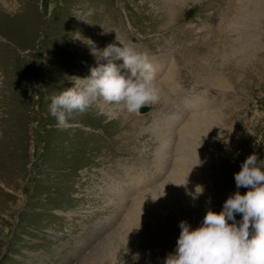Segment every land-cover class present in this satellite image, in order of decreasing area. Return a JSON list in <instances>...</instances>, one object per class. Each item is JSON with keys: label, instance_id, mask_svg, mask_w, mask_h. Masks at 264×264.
Here are the masks:
<instances>
[{"label": "rangeland", "instance_id": "obj_1", "mask_svg": "<svg viewBox=\"0 0 264 264\" xmlns=\"http://www.w3.org/2000/svg\"><path fill=\"white\" fill-rule=\"evenodd\" d=\"M168 1L0 0V264H264V0Z\"/></svg>", "mask_w": 264, "mask_h": 264}, {"label": "bare ground", "instance_id": "obj_2", "mask_svg": "<svg viewBox=\"0 0 264 264\" xmlns=\"http://www.w3.org/2000/svg\"><path fill=\"white\" fill-rule=\"evenodd\" d=\"M170 1V0H169ZM168 1V2H169ZM172 2L173 3H175L174 2V0H172ZM170 3V2H169ZM184 3H185V1H184ZM179 4V3H178ZM230 4V3H229ZM180 6V5H179ZM173 7V6H172ZM242 7V6H241ZM233 12V11H232ZM216 16V15H215ZM230 20L227 16L226 17H223V15L221 16V21H220V23L217 25V30L215 31V30H212V33L214 34V38H216L217 36H219L221 33H222V31H223V28H224V26H223V24L225 25V24H227V22H228V20ZM226 19V20H225ZM166 20H163V22L164 23H166L165 22ZM231 24H235V23H231ZM166 25V28H169L171 25H173L172 24V20H169V22L167 23V24H165ZM152 26V25H151ZM229 27H231V26H229ZM234 27V26H233ZM233 29V31H237L236 33H241V34H244L245 33V31H243V29L242 28H238L237 29V27L234 29V28H232ZM215 32V33H214ZM231 32H232V30H231ZM230 33V32H229ZM221 38V37H220ZM155 39V38H154ZM148 40L151 42V44L154 46V44H156V45H159L160 43H158V42H156L155 40L154 41H152L150 38H148ZM146 42V41H145ZM161 42V41H160ZM163 42V41H162ZM196 43V42H195ZM198 44H201L202 45V42H201V40H200V42H198L197 43V46H199ZM196 45V44H195ZM116 49V48H115ZM210 52V51H209ZM212 54H213V52H212ZM241 55V54H240ZM118 57V56H117ZM246 58V57H245ZM127 61V60H126ZM131 62V61H130ZM132 64V63H131ZM255 64L257 65V70H260V69H262L263 68V66H264V63H263V60H259V61H256L255 62ZM132 66V65H131ZM256 67V66H255ZM254 67V68H255ZM107 68H110V70H108V71H110V72H112V70H111V66L110 67H107ZM246 68V67H245ZM207 71V70H206ZM231 71V70H230ZM175 71H170V76H169V78H174V75L176 74V73H174ZM232 72V71H231ZM256 72V71H255ZM254 73V72H253ZM221 74H223V75H225V73L223 72V73H221ZM131 75V74H130ZM248 75V74H247ZM177 76V75H176ZM232 76V75H231ZM231 78V77H230ZM230 78H228V79H230ZM167 79V78H166ZM172 82H174V81H172ZM176 82V81H175ZM213 82H215V80H213ZM177 83V82H176ZM169 85V84H168ZM168 85H166V87L168 86ZM170 86V85H169ZM171 89V88H170ZM163 90H164V88H163ZM168 91V88H167V90L165 91V92H160V93H158V94H156L155 95V97L154 98H152V100H157L156 101V103H158V102H162V104L164 103V98H165V96H164V94L166 93ZM170 93H171V91H170ZM169 94V93H168ZM148 98V97H147ZM164 99V100H163ZM170 100V99H169ZM172 100V99H171ZM176 100V99H175ZM141 101H142V99H141ZM172 101H174V100H172ZM172 101H171V103L170 104H173L172 103ZM158 105V104H157ZM156 105V107H158ZM161 106V105H160ZM164 107V106H163ZM185 112V111H184ZM201 113V112H200ZM200 113H197V114H200ZM141 114H143V113H141ZM196 115V114H195ZM192 116V115H191ZM203 119H204V117L203 118H198V116H193V118H192V120L190 121L192 124L189 126V127H186V128H184V129H182L181 130V132H183L184 134H189V135H194L195 133H196V130L198 129V127L200 126V124L203 122ZM200 122V124L198 125V123ZM198 125V126H197ZM163 129V128H162ZM182 136V135H181ZM192 258H194V257H192ZM192 260V259H191Z\"/></svg>", "mask_w": 264, "mask_h": 264}, {"label": "water", "instance_id": "obj_3", "mask_svg": "<svg viewBox=\"0 0 264 264\" xmlns=\"http://www.w3.org/2000/svg\"><path fill=\"white\" fill-rule=\"evenodd\" d=\"M146 111H147L146 108H141V109H140V113H145Z\"/></svg>", "mask_w": 264, "mask_h": 264}]
</instances>
